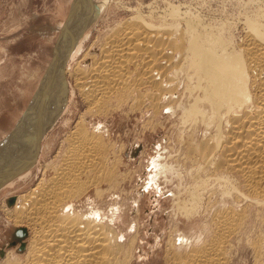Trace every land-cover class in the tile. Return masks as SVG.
I'll return each mask as SVG.
<instances>
[{
  "label": "rangeland",
  "instance_id": "obj_1",
  "mask_svg": "<svg viewBox=\"0 0 264 264\" xmlns=\"http://www.w3.org/2000/svg\"><path fill=\"white\" fill-rule=\"evenodd\" d=\"M73 1L0 0V140L10 134L29 106L55 55V45L65 29ZM137 14L153 25L155 32L158 30L157 34H166L167 31L169 35L166 38L169 37V43L170 40L173 43L166 41L169 46L162 42L163 47L161 42L159 46L155 42L159 48L156 45L151 47L150 54L146 51L149 56L137 50L139 56L143 55L142 60L141 56L133 59L127 53L120 56L127 59V62L120 59V66L122 61L126 65L130 60L125 69H120V74H123L120 83L109 84V91L113 87L115 93H109V102L104 110L91 111L78 92L74 69L76 65L87 67L91 63L90 55L93 52L98 54L104 38L113 34L114 27L119 25L121 28L126 21L137 23ZM96 19L77 55L65 58L63 62L64 70L67 68L64 77L68 100L56 121L40 138L42 152L29 169L16 172L7 180L8 183L0 185V264L7 261V253L23 255L28 241L25 228L21 227L24 232L21 234L18 231L20 227L8 218L7 209L12 208L15 199L39 181L46 164L49 166L54 160L58 146H64L65 135L76 127V121L82 114L88 128L91 123L103 125L105 141L111 144L109 193L108 190L105 192L109 196L106 198L104 195L97 204L103 211L107 207L120 242L123 238L126 240L123 243L129 246L133 238V245L123 244L130 250L132 248L129 264L192 262L186 255L191 257L190 253H199L200 248L204 252L207 243L219 236L215 218L229 208L237 215V225L226 235L228 237L217 241L221 243V247L217 244V253L222 248L221 254L216 256L217 262L264 264V200L248 193L239 174L224 169L219 172L220 168H214L216 162L213 161L222 157L220 144L223 145L227 139L230 114H225L223 109L216 111L214 103L208 100L205 72L188 47L190 34L194 32L193 35L201 41L207 38L203 43L211 40L210 46L215 53H238L246 60V39L250 36V28H255L251 22L258 29H264V0H105ZM162 36L165 37L164 34ZM157 49L163 50V54ZM85 50L89 52L88 57L82 56ZM166 58L172 61L168 62ZM146 59L156 63L151 61L154 62L151 67ZM140 62L147 63L151 72L145 63L139 66ZM168 63L169 68L166 66ZM243 63L247 68V61ZM161 66H166L165 72ZM145 68L154 73L148 74L152 80L148 79ZM135 77L136 81L139 78L136 85ZM249 77L247 84L251 86L250 74ZM205 140L207 143L212 140L215 145L208 143L212 147L209 148L212 155L208 160L206 157L202 160L204 155H209ZM189 145L193 147L190 149ZM156 164L164 165L165 169L158 170ZM49 171L47 174L51 176L52 170ZM90 190L79 195L82 201L87 195L92 201L93 189ZM197 238H201L200 243L195 242Z\"/></svg>",
  "mask_w": 264,
  "mask_h": 264
},
{
  "label": "bare ground",
  "instance_id": "obj_2",
  "mask_svg": "<svg viewBox=\"0 0 264 264\" xmlns=\"http://www.w3.org/2000/svg\"><path fill=\"white\" fill-rule=\"evenodd\" d=\"M94 2L93 0L73 1L71 12L65 21V29H63L61 37L55 45V55L46 72H44L45 75H42L43 77H41L29 106L23 113L24 115L18 118L10 134L0 140V185L11 179L16 172L19 173L25 168L29 169L28 167L33 164L32 162L39 157L43 150L39 143L40 138L52 126L66 106L68 88L64 72L67 71V68L65 71L63 62L68 57L74 58L77 55L87 39L90 27L98 19L96 16L103 7L105 0ZM71 13L73 14L71 15ZM137 15V23L134 20L132 23L126 21V25L122 26L123 29L119 25L114 27V31L116 29L121 30L113 31V34L110 33L111 36L106 37L108 39L104 38L105 41L102 42V45L100 44L101 41L99 42L102 47H99L100 51L97 55L90 52L92 53L89 57L91 63L87 67L83 68L82 66V69L81 66L79 68L76 65L74 69L73 74L78 92L87 102V108L91 111H102L109 102V93L114 91L113 87L109 91L111 89L109 88L110 83H120V78L123 77V74H120V69H125L130 60L128 59V63L125 65L123 63L125 59L120 56L127 53L132 58L137 57L139 50L145 53L148 51L150 54L151 47L153 48L156 43L160 44L161 42L160 46H163L164 42L170 39L169 37L166 38V35H169L166 30V34L163 33L165 37L162 36L163 34L160 36L156 33L158 30L155 32L153 25L143 19L140 14ZM251 24L255 28L249 29L250 36L247 39L244 37L246 39V47L244 48L246 49V60L238 53L229 55L224 52L215 53L210 46L209 41L211 40L208 43H203L207 38L201 41V38L193 35L194 32L190 34L188 47L192 57L198 58V64L205 72L207 78L205 92L208 100L214 103L216 111L223 109V112L230 114L231 117H229L231 120L228 134H226L227 139L223 141V145L220 144L222 157L213 161V163L216 162V165L213 164L214 168H220L218 169L219 172L224 169L239 174L247 186L248 193L254 198L264 200V29H258L253 22ZM171 41L168 43H173ZM220 41L219 38V43ZM168 43L166 42L167 45H169ZM158 46L156 45V47ZM172 46L175 47L173 44ZM159 51L163 54V50L160 49L157 52L159 53ZM88 54L89 52H86L82 56L88 57ZM129 56L126 57L130 58ZM140 56L142 60L143 55ZM153 56L152 58H154ZM167 58L170 59L169 56ZM120 59L123 60L124 68H121L122 65L120 66ZM133 61L135 62V60ZM143 61L145 60L143 59ZM151 61L146 59L150 65L154 63ZM244 61L248 63V65L246 64L247 68L244 67ZM141 62L139 66L145 63L141 64ZM135 64L137 63L135 62ZM168 65L170 66V63L166 66L168 67ZM165 67L161 66L162 71L166 70ZM147 69L151 70L149 65ZM148 70L145 68L147 75L154 74ZM248 72L252 78L250 87L247 84ZM140 74L142 75V73ZM148 76L150 77V75ZM137 79L139 80L138 77ZM148 79L152 80L151 77ZM137 81L135 85L139 83ZM194 107L196 108V102ZM94 124H89L88 128L82 114L76 121V127L73 130L70 129L71 131L65 135L64 146H58L55 155L53 154L54 160L51 159L52 162L49 166H47L48 163L46 164V168L43 169L41 177L38 179L39 181L15 199L12 208H6L7 212H5L8 214V218L12 219L17 227H20L18 231L20 230L21 234L24 233L21 231V227L25 228L26 233H28V241L23 255L13 256L7 253V261L2 264H129L132 248L131 250L127 248L128 245L123 243L126 241L123 238L120 242V235L111 224L109 211H106L107 207L103 211L97 204L100 203L98 200L101 201L104 197L109 196L105 192L108 190L109 193V145L111 144L105 141L107 137H104L106 129L103 125ZM210 141L208 143H214V141ZM208 143L206 142V144ZM206 144L207 150L212 149L209 144ZM213 146L215 147L214 144ZM191 147L193 146L191 145L190 149ZM202 150L204 151V149ZM210 152L209 149L207 154ZM211 155H204L202 160L204 157L207 160L210 159ZM193 158L195 159V157ZM49 169L52 170L51 176L47 174L50 172ZM47 176L49 177L47 178ZM90 189H93L92 201H90L91 196L89 195L82 201L79 195L85 191L89 193ZM235 218L237 215L230 208L218 214L214 225L219 236L215 239L212 238L207 243V247L204 248L206 254L200 248L199 253H190L191 257L186 255L192 262H184V264H220V260L217 262L216 256L221 254L222 248H219L217 253V241L230 234L236 224ZM131 239L133 240V238ZM132 240L129 241V246L133 245L131 244ZM224 240L226 243L227 240ZM123 244L127 245L125 246L127 249Z\"/></svg>",
  "mask_w": 264,
  "mask_h": 264
},
{
  "label": "clouds",
  "instance_id": "obj_3",
  "mask_svg": "<svg viewBox=\"0 0 264 264\" xmlns=\"http://www.w3.org/2000/svg\"><path fill=\"white\" fill-rule=\"evenodd\" d=\"M155 159L156 158H154V164H155ZM155 166L157 167L158 170H161V171L165 169V166L164 165H158V164H156ZM195 242L196 243H200L201 242V238H197Z\"/></svg>",
  "mask_w": 264,
  "mask_h": 264
}]
</instances>
